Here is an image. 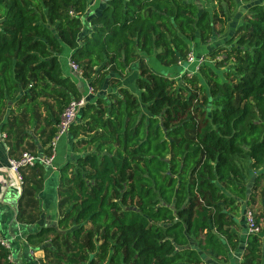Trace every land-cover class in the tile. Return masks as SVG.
Listing matches in <instances>:
<instances>
[{"label": "trees", "instance_id": "16d2710c", "mask_svg": "<svg viewBox=\"0 0 264 264\" xmlns=\"http://www.w3.org/2000/svg\"><path fill=\"white\" fill-rule=\"evenodd\" d=\"M215 2L210 13L192 0H101L95 11L90 0H0L9 157L49 155L63 111L81 98L65 52L96 91L68 130L58 221L27 236L44 242L43 264H208L239 251L240 208L252 191L264 199V0L207 52L210 65L181 77L186 88L148 65L176 67L193 42L220 36L236 2ZM46 173L20 169L17 222L38 220ZM262 236L246 235L240 264H262ZM8 255L0 247V264Z\"/></svg>", "mask_w": 264, "mask_h": 264}, {"label": "crops", "instance_id": "0c3cea01", "mask_svg": "<svg viewBox=\"0 0 264 264\" xmlns=\"http://www.w3.org/2000/svg\"><path fill=\"white\" fill-rule=\"evenodd\" d=\"M100 1L101 0H98V2H94L95 7H91L92 11H95L97 8H99ZM197 42L198 41H196L195 44ZM193 46L194 45H192V47ZM69 55V52H65L61 58L63 72L67 75H70L71 80L75 84H77L79 80L70 73L69 68L67 67V59L69 58ZM174 72L175 74L178 73L177 70H174ZM61 140H64V145L59 147V143ZM6 141H2L0 139V178L2 177L6 181L11 182V184L9 187H4L3 184H0V238L6 240L9 243V254L16 264H36L37 259H44V254L41 248L44 242L36 244V241L33 240V243H30L27 240V236L37 233L39 228L42 226H55L58 221V170L67 160L70 145L69 138L67 135L66 137L61 138L56 144V156L53 162L54 169L44 167L47 170V173L44 177L42 191L38 196L40 201V216L34 224H22L16 221L17 203L22 188L16 181L14 174L8 171L7 161L11 157L8 156V147ZM246 210L240 208L239 212L241 213L242 217L238 219L239 214L236 217L238 227H236L235 232L238 235L240 241L239 251L232 253L228 262H222L220 260H210L208 261V264H240L242 251L246 245L247 233L245 231L246 227L243 218L244 212ZM260 227L262 229L261 224ZM263 237L264 236H262V238ZM261 250L262 264H264V238L262 240Z\"/></svg>", "mask_w": 264, "mask_h": 264}, {"label": "built area", "instance_id": "2783aa9c", "mask_svg": "<svg viewBox=\"0 0 264 264\" xmlns=\"http://www.w3.org/2000/svg\"><path fill=\"white\" fill-rule=\"evenodd\" d=\"M71 14L72 13H70V15ZM183 61L187 63L188 68H186L182 74H185L188 76H192L198 73L199 67L203 65V59L200 57H197L193 51H190L188 55L182 61L178 62L177 65L182 66ZM67 67L69 68V71L71 74H73L78 80L82 81V72L80 68L73 61H71L70 58L67 59ZM190 67H193V70H190ZM93 96H95L93 88L88 83H86V86L82 93L81 98L78 100L71 101L69 105L65 108V110L63 111L60 117V122L57 125L56 135L50 143V154L49 155H44V154L32 155L28 152H24L17 158L8 159L7 161L8 171L14 174L16 181L19 183L21 188H22L23 180L20 174V169L31 168L35 164H40L45 168L54 169L53 162L56 156L55 148H56L57 142L61 138L67 136L69 128L76 123L81 109L87 103L89 98ZM0 139L2 141H6L7 135L3 132H0ZM0 184H3L4 187H7V186L9 187L11 182H8L1 177ZM244 222H245L247 235L248 234H256V235L260 234L261 227L255 223L254 216L252 212L248 209L244 213ZM0 247L8 251L10 249L9 243L2 238H0ZM7 261L9 262V264H16L12 260V257L10 254L7 257ZM36 264H43V263L41 262V260L37 259Z\"/></svg>", "mask_w": 264, "mask_h": 264}, {"label": "rangeland", "instance_id": "374dc122", "mask_svg": "<svg viewBox=\"0 0 264 264\" xmlns=\"http://www.w3.org/2000/svg\"><path fill=\"white\" fill-rule=\"evenodd\" d=\"M98 2V0H90V9L91 7L94 8L95 4L94 2ZM192 1H197L199 2L202 7L204 9H206L207 11H209L210 13L217 9V4L215 2V0H192ZM236 2V12L234 13L235 15H233L231 17V19H229L224 27V29L222 30L223 32L221 33L220 36L218 37H213L212 40L208 43H199L197 42L195 44V42H193V47L191 49V51L194 52V54L197 57H200L203 59V64L204 65H210V60L209 58L206 56L207 52L211 49L214 48V46H216L217 44L220 43H224L225 40H227L229 37H231V35L234 33L235 29L238 27V25L242 22V18L245 15V10L248 8V5L250 4H254V3H260L263 2V0H235ZM244 9V10H243ZM87 19V18H86ZM216 60H221V55L217 57ZM149 67L156 73L161 74V75H166L167 77H171V79H173L174 81H176V85H180L182 87H185L184 82L181 80V77H183L185 74H182L183 71L188 68V65L186 62L183 61L182 66H176L173 68H164L162 66H160L157 62H155V60H150L148 62ZM230 67V64H226V66H224L223 68L220 69V71H225ZM135 67L133 68L132 73L130 72L129 74V78H132L135 76ZM174 70H177V74H175ZM190 70H193V67H190ZM81 82V86L80 89H82L84 91L86 83H88V81H85L82 83L81 80L78 81V83ZM89 84V83H88ZM83 86V88H82ZM94 90V89H93ZM102 92L105 93H111L114 92L113 89L111 88H107V89H102ZM94 94H96V91L94 90ZM62 145H64V140H61L59 143V147H61ZM244 177L246 179V185L249 186L250 181H249V177H248V171L247 169H244ZM251 202H249L248 207L244 206V203L242 204L241 208H243L244 210L248 209L252 212L254 219L258 218V217H264V199L261 197V191L255 190L251 192ZM245 213V212H244ZM243 215V214H242ZM244 216V215H243ZM241 213L239 212L238 215V219H240ZM262 225V228H264V220L261 218V220L259 221V225ZM246 231V230H245ZM247 232V231H246ZM48 237H51L48 236Z\"/></svg>", "mask_w": 264, "mask_h": 264}, {"label": "water", "instance_id": "95a60500", "mask_svg": "<svg viewBox=\"0 0 264 264\" xmlns=\"http://www.w3.org/2000/svg\"><path fill=\"white\" fill-rule=\"evenodd\" d=\"M70 156V153H68V156H67V158Z\"/></svg>", "mask_w": 264, "mask_h": 264}]
</instances>
